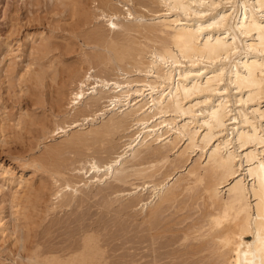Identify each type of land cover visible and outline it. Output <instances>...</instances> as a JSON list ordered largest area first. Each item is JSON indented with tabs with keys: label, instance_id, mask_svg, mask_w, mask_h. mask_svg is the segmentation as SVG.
Instances as JSON below:
<instances>
[{
	"label": "bare ground",
	"instance_id": "1",
	"mask_svg": "<svg viewBox=\"0 0 264 264\" xmlns=\"http://www.w3.org/2000/svg\"><path fill=\"white\" fill-rule=\"evenodd\" d=\"M50 1L78 17L72 28L94 21L86 34L94 50L59 86L49 56L58 45L30 38L18 79L26 106L53 110L68 98L51 129L41 125L72 158L17 155L20 176L0 163V237L18 245L14 256L112 264L91 229L77 248L28 250L26 210L42 196L40 173L52 185L48 212L96 196L100 207L119 203V215L138 209L129 217L152 264L161 256L163 264H264V0H90L92 11L84 0ZM12 43H0L7 79L24 51ZM7 109L0 95V143L40 126L35 113L19 107L14 118Z\"/></svg>",
	"mask_w": 264,
	"mask_h": 264
},
{
	"label": "rangeland",
	"instance_id": "2",
	"mask_svg": "<svg viewBox=\"0 0 264 264\" xmlns=\"http://www.w3.org/2000/svg\"><path fill=\"white\" fill-rule=\"evenodd\" d=\"M31 1L33 5H31ZM34 1L35 0H0V43H5L6 40H8L16 45L19 41L21 46L23 45L21 49L24 50H22L24 53L21 52L13 62L16 68L12 66V75L10 74L12 79L9 77L11 80L4 76L5 73H0V95H2L8 107V113L10 112V114L18 116L17 114L20 113L18 109L22 107L29 112L35 113L38 118L40 117V126H38V124L37 126L31 127V130L29 128L23 131L21 139L9 142V145L8 143H6V145L5 143H0V163H3L6 168L10 166L18 176L21 175V171L18 166L14 164V160H12V158L17 155L24 157L26 160L37 158V160L43 159V161L45 159L47 160V157L49 158V154L52 157L56 153H60L61 155H58L61 158L64 157V159L70 156L68 154L70 151H68L67 145L60 143L62 140L60 137L55 136L54 139L49 135L47 137L43 130L44 126L51 129L55 121L54 116L58 115L59 119L61 118L60 116L67 110L68 98L66 97L67 100L64 98V100L57 105L58 109L54 107L53 110L49 103L46 109H43L44 111L34 106H26L28 96L23 93L21 82H19L18 79L24 72L23 67L29 62L26 51L28 46L32 43L30 41L31 36L34 38L37 37L38 39V36L42 33L43 35L51 37L55 44L58 45L55 46L53 54L49 56L54 57L59 86H66L67 72L73 69V67L80 68L79 62L81 63L84 55L93 53L94 50L92 47L93 45L91 46V44L88 43L89 40L86 39L87 35H89L87 32L94 28V21L89 20L86 25L80 29L76 27L72 28L70 24H74L75 20H78V17L71 16L70 11L68 12L67 10L68 8L65 6L62 7V5L58 8L56 6L54 7L50 0H40V3L39 1ZM84 3V6L88 7V11L91 9L93 10L94 5L90 0H84ZM84 23L85 20L83 24ZM85 28L89 30L86 31ZM27 33L30 34L28 38L26 37L28 41L25 39ZM3 57L4 55H1L0 60H2ZM7 64H9V61ZM3 77L5 79H3ZM18 82L20 84H18ZM59 108L62 111H60ZM15 115L14 118L16 117ZM41 118L44 121H41ZM41 122L44 126L41 125ZM44 136L47 138L45 139ZM12 152L16 153V155L14 153L12 154ZM69 158L72 157L70 156ZM46 160L44 162L48 161ZM36 175L34 178L37 185L41 182L43 186L41 191L42 196L35 200L33 207H28L26 210L28 212V216L27 214L26 216L30 217L28 218L30 219L28 222L29 228L31 229L30 237L27 238L28 240H26L27 243L25 244L29 251H34L37 245L42 254H47L48 252L57 254L62 253L66 249L74 248L75 246V248H77V244L79 245L84 237L85 231H87L86 229H91V231L95 230L94 232L102 236L101 238L99 235V239H102L101 244L102 246L104 245L103 247L106 251L105 256L110 263L152 264L154 256L145 248L146 245L136 243L137 239H135V233L133 232L136 229V224L132 221L133 217H129L137 213L138 209H129L122 213L120 212L119 215L116 210L117 208L119 209L120 204L114 202V205L112 203V206H108L110 209L107 207L109 210V212H107L108 210H104V207L106 208L107 205L102 206L103 203L101 208L100 204L102 199L96 196L90 197L91 199L88 198L87 200L75 201L67 208H57L54 211L48 212L46 210L49 204L52 185L51 182H48L50 180L47 179L45 175L42 176L40 173ZM25 177L28 178L29 175L25 173ZM79 202L81 204H78ZM79 206L81 207L79 208ZM0 207H2V205ZM114 211L117 214H115ZM5 212L6 215H8L10 210L7 209ZM121 227L122 229L124 228L123 231ZM126 228H128V233L124 234ZM18 248V245L10 237H0V264H22L21 260L17 256H14L18 252ZM164 257L165 256H161L162 260H159L160 262L158 261V263L163 264L166 262L163 259Z\"/></svg>",
	"mask_w": 264,
	"mask_h": 264
}]
</instances>
